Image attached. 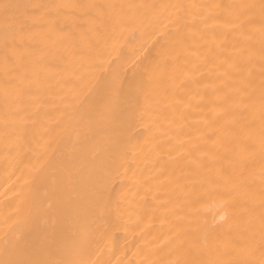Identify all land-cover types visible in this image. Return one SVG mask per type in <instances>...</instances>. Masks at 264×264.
Wrapping results in <instances>:
<instances>
[{
  "label": "bare ground",
  "instance_id": "6f19581e",
  "mask_svg": "<svg viewBox=\"0 0 264 264\" xmlns=\"http://www.w3.org/2000/svg\"><path fill=\"white\" fill-rule=\"evenodd\" d=\"M40 4H238L260 0H10ZM85 10H53L48 22L31 29L30 45L19 65L4 64L5 36L0 30V261L28 258L38 236L57 230L66 234L84 220L91 184L108 178L110 209L89 229V259L105 264H145L176 259L170 252L185 229L214 231L221 242L239 241L249 251L240 257L260 260V37L251 40L227 27L229 18L212 10L207 26L199 19L191 31L181 28L176 43L177 10L125 8L131 17L121 23L109 10L93 18ZM259 19V9L255 10ZM158 14V15H156ZM207 14L205 10L197 15ZM184 16V12H179ZM190 20V17H185ZM258 26V23H257ZM173 54L165 64L166 78L156 87L152 104L141 114L135 107L115 116L89 105L106 73L118 70L130 79L133 69L163 51ZM227 60L229 63H222ZM251 70L255 103L232 115L244 124L255 119L251 140L224 134V98L242 87ZM127 69L125 72L124 70ZM26 89L22 111L5 137V80ZM6 144L8 145L6 147ZM252 152V155L249 153ZM199 162L197 168L191 161ZM246 178V189L233 193L236 204L224 220L213 209L189 205L195 189L223 190L217 175ZM252 173V175H249ZM71 175V182L68 175ZM212 181L213 183H209ZM128 199L125 200L124 197ZM226 199L229 197L226 195ZM246 202L242 213L239 204ZM219 213H217V216ZM250 219V223L242 221ZM240 223V227L236 225ZM22 231L24 244H13ZM7 241V243H5ZM51 259L69 258L53 250ZM192 259H233L230 251L186 256Z\"/></svg>",
  "mask_w": 264,
  "mask_h": 264
},
{
  "label": "snow or ice",
  "instance_id": "6c2138e0",
  "mask_svg": "<svg viewBox=\"0 0 264 264\" xmlns=\"http://www.w3.org/2000/svg\"><path fill=\"white\" fill-rule=\"evenodd\" d=\"M177 10L175 21L176 43H180L183 34L181 28L188 29L194 26L195 21L199 19L207 26L210 16H213L212 10H220L229 18L227 27L243 35L246 40H251L256 33L260 37V81H259V143H260V260L239 259L241 255L247 253L249 249L242 246L239 241H233L230 238L223 242L219 240L214 231L208 229L202 232L198 229H185L178 233L176 240L170 248L171 253H175L177 258L171 260H146L145 264H264V0H260L259 5L252 3L238 4H175V5H115V4H30L21 5L10 2V0H0V30L5 36L4 42V64L6 71L9 66L15 68L19 65L23 55L29 47L31 38V29L37 26H43L48 23L46 16H51L53 10L61 9L85 10L84 14L93 18L103 15L104 10H109L111 18L116 23L124 20H130L124 9L142 8V9H167ZM259 9V19L257 22L255 10ZM205 10L207 14L197 15L198 10ZM183 11L184 16L179 12ZM158 15V14H156ZM190 17L191 19H185ZM258 23V26H257ZM173 53L163 51L158 59H154L146 64L142 72L133 69V76L130 79L123 78L118 70L106 73L103 84L98 90L95 99L89 105V111L95 112L102 109L104 113L115 116L127 105L128 109L139 107L141 114L152 104L153 93L156 87L166 78L167 73L165 64ZM222 63H229L227 60ZM229 68L234 72H245L242 81V87L234 88L233 94L224 98L225 115L228 118L224 123V134L230 135L233 140L253 138L255 132V119L247 120L241 124L233 115L234 111H247L254 107L255 103V81L251 70H245L239 65L229 64ZM125 72L127 69L124 70ZM15 77L5 80V112L4 127L5 137L13 130L17 121L22 119L20 113L26 94V89L18 87L13 83ZM8 145L6 144V147ZM253 153L250 152L249 155ZM197 168L202 165L197 161H191ZM217 175L224 180V188H207L203 191L193 190L189 195L191 199L189 205L201 204L203 210L207 211L211 207L213 211V220H224L227 215V209L236 204L235 196L231 194L244 191L247 187L246 178L241 173L239 177L227 175L222 170ZM252 175V173H249ZM71 182V175L67 177ZM209 183H213L209 181ZM108 178H102L91 184L89 189L88 207L84 213V220H75L67 230L66 234H60L57 230L38 236L36 241L26 248L31 255L28 258L0 261V264H105L103 261L89 259L92 253L89 241V229L97 219L102 218L110 209L111 193L108 189ZM229 199H226L225 196ZM128 199L127 196L124 197ZM242 213L248 211L247 203L238 205ZM217 213L219 215L217 216ZM244 224L250 223V219L242 221ZM240 227V223L236 225ZM7 243V241L5 242ZM13 244L17 247L24 244V235L22 231L16 233ZM59 253H66L69 258L51 259L48 258L53 250ZM221 249L230 251L233 259H188L186 256H198L202 253L219 252Z\"/></svg>",
  "mask_w": 264,
  "mask_h": 264
}]
</instances>
